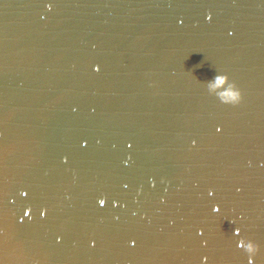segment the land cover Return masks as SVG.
<instances>
[{
    "label": "water",
    "instance_id": "obj_1",
    "mask_svg": "<svg viewBox=\"0 0 264 264\" xmlns=\"http://www.w3.org/2000/svg\"><path fill=\"white\" fill-rule=\"evenodd\" d=\"M250 262L264 0H0V264Z\"/></svg>",
    "mask_w": 264,
    "mask_h": 264
},
{
    "label": "clouds",
    "instance_id": "obj_2",
    "mask_svg": "<svg viewBox=\"0 0 264 264\" xmlns=\"http://www.w3.org/2000/svg\"><path fill=\"white\" fill-rule=\"evenodd\" d=\"M235 98L237 101H239L241 99V95L239 92L235 93ZM250 264H251V262H250Z\"/></svg>",
    "mask_w": 264,
    "mask_h": 264
},
{
    "label": "snow or ice",
    "instance_id": "obj_3",
    "mask_svg": "<svg viewBox=\"0 0 264 264\" xmlns=\"http://www.w3.org/2000/svg\"><path fill=\"white\" fill-rule=\"evenodd\" d=\"M100 203H101V204H103V203H104V201H103V200H101V201H100ZM216 211H219V209L217 208V209H216Z\"/></svg>",
    "mask_w": 264,
    "mask_h": 264
}]
</instances>
